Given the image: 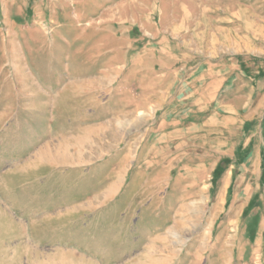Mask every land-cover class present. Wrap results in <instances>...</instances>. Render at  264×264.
I'll return each instance as SVG.
<instances>
[{"label": "rangeland", "instance_id": "obj_1", "mask_svg": "<svg viewBox=\"0 0 264 264\" xmlns=\"http://www.w3.org/2000/svg\"><path fill=\"white\" fill-rule=\"evenodd\" d=\"M0 264H264V0H0Z\"/></svg>", "mask_w": 264, "mask_h": 264}, {"label": "crops", "instance_id": "obj_2", "mask_svg": "<svg viewBox=\"0 0 264 264\" xmlns=\"http://www.w3.org/2000/svg\"><path fill=\"white\" fill-rule=\"evenodd\" d=\"M201 74L200 72L196 71L194 75H199ZM205 78L201 77L200 79L196 78V81L199 82V84L201 86L205 85L203 83V80ZM221 82L218 81V79L212 81V83H208L206 84V90L203 89V91L200 93V98L198 99V102L195 103V105H197V107H199V110L198 112H166L165 113V117H170V116H174L176 117L177 119L174 121V129L173 131L175 133H183L185 131H187L190 127L189 126H192V128H197L201 125H207V123L209 124V121H213L215 123V121H217L219 119L218 116H220L219 112H211V114H207L205 115L204 113H208V112H201L203 111V104L206 105L208 104L209 102L211 103H217L216 100L219 96L218 94V91L222 90V87H224V83L220 84ZM211 90H210V89ZM208 97H212L211 100L208 99ZM215 107H217V105L215 104ZM214 107V108H215ZM215 110V109H214ZM235 113V112H233ZM186 114V115H185ZM193 114V115H192ZM192 115V119L191 121H187V122H182L184 120H182L184 117L182 116H186V117H190ZM178 118H181V119H178ZM187 119V118H185ZM187 124V125H186ZM176 131H179V132H176ZM174 132H171L170 133H174Z\"/></svg>", "mask_w": 264, "mask_h": 264}]
</instances>
